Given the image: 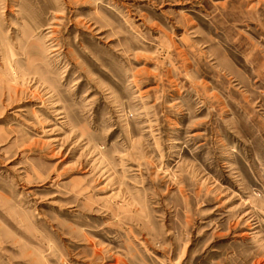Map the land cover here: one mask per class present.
<instances>
[{
  "label": "rangeland",
  "instance_id": "1",
  "mask_svg": "<svg viewBox=\"0 0 264 264\" xmlns=\"http://www.w3.org/2000/svg\"><path fill=\"white\" fill-rule=\"evenodd\" d=\"M0 264H264V0H0Z\"/></svg>",
  "mask_w": 264,
  "mask_h": 264
}]
</instances>
